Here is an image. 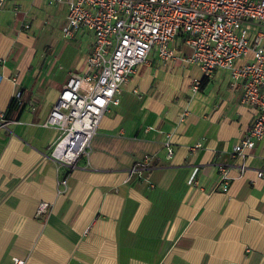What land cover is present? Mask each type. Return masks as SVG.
I'll return each instance as SVG.
<instances>
[{"label": "crops", "instance_id": "crops-1", "mask_svg": "<svg viewBox=\"0 0 264 264\" xmlns=\"http://www.w3.org/2000/svg\"><path fill=\"white\" fill-rule=\"evenodd\" d=\"M66 11L46 0L0 10V113L16 95L24 104L0 125V264H264V139L232 154L257 112L229 73L194 89L204 76L178 57L179 39L175 59L151 53L129 77L74 170L49 158L58 131L43 123L93 42L85 29L63 36ZM146 156L152 166L130 176ZM220 167L225 193L213 190Z\"/></svg>", "mask_w": 264, "mask_h": 264}, {"label": "built area", "instance_id": "built-area-1", "mask_svg": "<svg viewBox=\"0 0 264 264\" xmlns=\"http://www.w3.org/2000/svg\"><path fill=\"white\" fill-rule=\"evenodd\" d=\"M7 0H0V10ZM65 5L67 24L63 36L71 38L78 29L93 36L83 74L73 73L61 88L43 123L58 131L49 158L59 167L74 170L88 155L101 118L119 103L124 84L136 70L149 62L151 53L166 62L176 58L175 42L188 50L178 56L196 65L204 77L229 73L241 82L240 104L257 112L245 135L232 148L245 156L264 139V0H46ZM26 28L28 25L25 26ZM0 75V80H1ZM199 82H195L197 89ZM234 86V84H232ZM18 97V95H16ZM0 113V125L6 126ZM167 157L173 155L169 141ZM152 166L146 156L136 162L129 175ZM246 166L239 167L242 175ZM213 190L227 192L230 177L225 168ZM258 177L264 172L257 173ZM41 203L39 213L45 212ZM12 264H25L12 258Z\"/></svg>", "mask_w": 264, "mask_h": 264}, {"label": "trees", "instance_id": "trees-1", "mask_svg": "<svg viewBox=\"0 0 264 264\" xmlns=\"http://www.w3.org/2000/svg\"><path fill=\"white\" fill-rule=\"evenodd\" d=\"M207 83H208V78L202 77L198 89L203 90ZM23 109H24V104L20 103L19 98L18 97L12 98L8 109L4 112L6 120L9 119L13 111H17L18 113H21Z\"/></svg>", "mask_w": 264, "mask_h": 264}, {"label": "rangeland", "instance_id": "rangeland-1", "mask_svg": "<svg viewBox=\"0 0 264 264\" xmlns=\"http://www.w3.org/2000/svg\"><path fill=\"white\" fill-rule=\"evenodd\" d=\"M120 100V99H119ZM115 107V106H114Z\"/></svg>", "mask_w": 264, "mask_h": 264}]
</instances>
